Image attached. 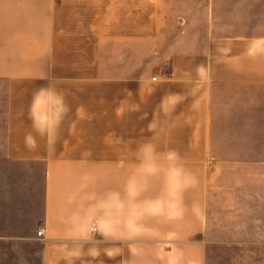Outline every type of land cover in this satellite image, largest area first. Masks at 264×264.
Segmentation results:
<instances>
[{
    "label": "crops",
    "instance_id": "obj_1",
    "mask_svg": "<svg viewBox=\"0 0 264 264\" xmlns=\"http://www.w3.org/2000/svg\"><path fill=\"white\" fill-rule=\"evenodd\" d=\"M0 11L41 13L47 44L38 72L0 73V264H264V18H182L264 0Z\"/></svg>",
    "mask_w": 264,
    "mask_h": 264
},
{
    "label": "rangeland",
    "instance_id": "obj_2",
    "mask_svg": "<svg viewBox=\"0 0 264 264\" xmlns=\"http://www.w3.org/2000/svg\"><path fill=\"white\" fill-rule=\"evenodd\" d=\"M263 15L256 11H219L199 14L182 13V18L192 22L200 19L204 25L208 20L209 22L212 20L216 34H225L231 31L252 34L257 33L258 22L260 19L263 20ZM41 17L42 14L37 12L0 11V73H35L43 66L47 44L45 43V18ZM205 27L200 30L203 37L205 36L204 31L208 30ZM187 33L194 37L197 32L193 27L188 29ZM112 45L107 44L105 47L108 50V47ZM187 48L189 47L187 46ZM236 247L220 248L219 256L224 259L254 258L250 247H245L241 252L236 251ZM239 248L241 247L239 246Z\"/></svg>",
    "mask_w": 264,
    "mask_h": 264
},
{
    "label": "built area",
    "instance_id": "obj_3",
    "mask_svg": "<svg viewBox=\"0 0 264 264\" xmlns=\"http://www.w3.org/2000/svg\"><path fill=\"white\" fill-rule=\"evenodd\" d=\"M165 76H166L165 73H162V74H161V77H165ZM37 234L40 236V235H41V231H38Z\"/></svg>",
    "mask_w": 264,
    "mask_h": 264
}]
</instances>
